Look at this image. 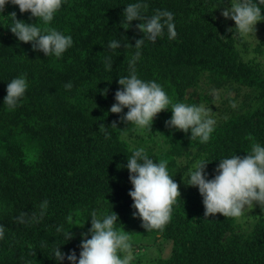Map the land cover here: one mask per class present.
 I'll return each mask as SVG.
<instances>
[{"label":"trees","instance_id":"obj_1","mask_svg":"<svg viewBox=\"0 0 264 264\" xmlns=\"http://www.w3.org/2000/svg\"><path fill=\"white\" fill-rule=\"evenodd\" d=\"M233 2L62 0L49 24L5 5L0 12V225L5 228L0 264H70L55 259L57 248L75 252L78 260L79 245L91 238L82 234L88 233L93 212L100 219L117 214L115 228L131 234L130 264H264V206L254 204L239 218L204 217L198 188L186 185L197 161L208 163L206 178L212 179L219 160L245 156L253 142L264 146V20L254 32L262 37L246 41L221 15ZM130 3L147 4L141 10L146 18L157 10L171 12L176 37L169 39L165 27L155 42L145 38L136 49L143 33L136 28L140 21L125 29L123 11ZM13 12L25 23L71 36L72 46L60 58L33 51L32 42L18 41L9 30ZM113 40L121 47L110 49ZM137 51L138 78L161 85L173 103L211 110L216 123L208 142L167 127L171 105L157 114L150 131L123 122L126 108L120 114L109 111L121 87L117 80L130 76L129 61ZM22 75L27 90L9 110L3 103L7 83ZM139 148L154 163L167 160L179 185L180 198L162 231L145 230L133 215L126 164ZM22 213L24 222L18 220Z\"/></svg>","mask_w":264,"mask_h":264},{"label":"clouds","instance_id":"obj_2","mask_svg":"<svg viewBox=\"0 0 264 264\" xmlns=\"http://www.w3.org/2000/svg\"><path fill=\"white\" fill-rule=\"evenodd\" d=\"M18 6L21 13L30 12L32 17L39 18L44 24H49L54 14L61 8L62 0H0V12L7 3ZM260 5L264 0H234L230 7H225L221 15L225 19L235 22V31L241 35L255 32V25L264 20ZM144 3H130L124 8L128 29L132 21H140L136 28L143 33V38L135 40V48L140 49L145 38L155 42L167 28L169 39L177 35L173 23V14L169 11L157 10L154 15L146 18L141 14L142 9H147ZM13 25L9 28L18 41L33 43V51H42L45 56L54 55L60 58L72 46V38L55 28L46 27L43 30L36 24H28L16 19V13L9 15ZM233 31V29H228ZM129 47L132 45L128 44ZM110 49L121 47L119 41L113 40L108 44ZM140 58L137 51L129 61L131 74L117 80L121 86L114 94L115 103L109 111L120 114L127 109L121 120L138 128L150 131L154 118L163 110H169L171 105V118L165 121L167 127H173L185 133L191 132L190 140L199 138L201 143L209 141L214 131L216 121L211 117V110L202 104L173 103L161 85L155 81H144L137 77L135 62ZM106 67L111 69V61L106 58ZM28 84L25 76H18L7 83L6 96L3 103L9 110L18 105L24 96ZM65 88H72L71 82ZM106 91V90H105ZM235 107V105H232ZM104 125H102L103 127ZM112 127L117 128L116 122ZM249 140L254 138L250 135ZM167 160L154 163L143 148L136 149L127 159V170L132 189L128 195L132 198V207L136 210L133 214L142 221L145 230H163L171 219L172 206L180 198L179 185L169 175ZM208 163L197 161L192 170L188 171L187 186L198 188L202 196L204 217L220 214L227 218H239L245 214L246 209H252L254 204L264 206V146L253 142L251 151L245 156L232 155L230 158L219 160L215 169L217 174L212 179L206 178L205 166ZM45 201L41 208H45ZM22 213L18 220L24 222ZM91 227L87 234L90 239H83L80 247L79 258L75 252L62 253L59 248L54 250L57 261L65 258L70 264H130L134 259L131 249V234L123 228L116 229L118 221L116 213L111 212L102 219L96 213L91 214ZM59 231V229H58ZM5 228L0 225V239L3 238ZM70 232L66 239H71ZM123 252V258L118 254Z\"/></svg>","mask_w":264,"mask_h":264},{"label":"rangeland","instance_id":"obj_3","mask_svg":"<svg viewBox=\"0 0 264 264\" xmlns=\"http://www.w3.org/2000/svg\"><path fill=\"white\" fill-rule=\"evenodd\" d=\"M229 22H230L232 27L235 26V22L234 21L231 20ZM252 34L255 35V38L252 36ZM243 36H244L245 39H247L246 41H253L252 39H254V41L257 42L258 39L262 37V33L259 32L258 37H257V34H255V33H250L248 35H243ZM248 211H249V209H246L245 213L248 212ZM167 249H169V248L167 247ZM156 251L158 252V248H156ZM152 254H154V253L152 252Z\"/></svg>","mask_w":264,"mask_h":264}]
</instances>
